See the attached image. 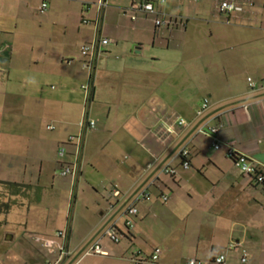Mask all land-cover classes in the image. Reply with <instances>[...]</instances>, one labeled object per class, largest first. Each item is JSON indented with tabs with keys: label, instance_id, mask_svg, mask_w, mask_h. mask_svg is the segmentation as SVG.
<instances>
[{
	"label": "crops",
	"instance_id": "1",
	"mask_svg": "<svg viewBox=\"0 0 264 264\" xmlns=\"http://www.w3.org/2000/svg\"><path fill=\"white\" fill-rule=\"evenodd\" d=\"M143 1L155 3L157 13L142 11ZM230 1L244 10L222 14L220 0L188 11L184 0H109L99 32L110 44L98 60L88 104L97 126L84 134L79 175L90 164L96 195L82 215L88 229L77 236L75 218L62 227L61 217L46 214L51 196L45 183L75 160L69 139L81 133L89 81L77 65L83 62L79 42L97 36L95 21L85 22L86 15L97 19V0H0V264H72L95 242L117 264L134 258L147 264L150 255L132 248L150 215L176 219L157 247L175 262H212L235 241L249 253V264H264V184L227 157L234 148L264 165V0ZM76 16L88 34L75 33ZM158 18L169 23L157 27ZM206 25L213 27L210 41L203 37ZM205 99L210 108L199 116ZM173 115L187 124L170 133ZM204 119L221 125V149L196 132ZM63 145L67 152L59 157ZM183 147L189 168L178 155ZM166 166L175 174L163 173ZM113 186L122 197L111 195ZM145 189L150 197L136 203L135 224H141L129 230L126 220L122 224L125 209ZM112 224L122 234L116 244L129 243L120 254L105 243ZM64 230L71 254L59 262V249L37 238L61 243L56 233ZM241 248H229L235 255H226L224 264L235 263Z\"/></svg>",
	"mask_w": 264,
	"mask_h": 264
},
{
	"label": "built area",
	"instance_id": "2",
	"mask_svg": "<svg viewBox=\"0 0 264 264\" xmlns=\"http://www.w3.org/2000/svg\"><path fill=\"white\" fill-rule=\"evenodd\" d=\"M168 0H159V5H165ZM199 1V0H195ZM110 2L109 0H97V8H98V17L95 20V27L97 31L96 38L88 43L85 44L81 49V54L83 57L82 67L89 73V81L87 84L83 85V90L85 92L86 96V107L84 116L80 122V129L81 133L78 136H71L69 139L70 143H73L75 146V160L72 163L65 164L61 170L60 175L64 177H72L73 180H77L80 171H81V152L83 149V143H84V134L88 130H93L96 128L97 123L95 120L91 119L88 115V104L90 103L93 95V75L95 73L98 60L100 58V55L102 54L103 48L110 44V40L108 38L100 36V26L102 23V19L104 16L105 10L109 7ZM47 8V4L44 3L42 7V12H44ZM139 8L150 14L157 13L155 3L150 1H143L139 4ZM218 9L222 14L226 15H233L235 13L242 12L244 9L241 5H239L236 1H230L225 0L221 1L218 5ZM132 19L135 20L136 16H132ZM86 23L88 21L85 20ZM165 23L162 19H156V26L161 27ZM250 86L252 88L256 87V83L250 78L249 79ZM264 85V82H263ZM210 108V103L208 99H205L202 103L201 108L198 111L199 116H203L204 113ZM172 124L170 125L169 132L173 133L176 128L185 126L187 124V120L181 116L173 115L171 117ZM49 129H54L53 126H48ZM221 125H212L211 121L208 119H204L199 123L197 126L196 132L198 134H203L209 137H212L214 139L213 147L216 150L221 149L222 145L220 143L219 139V133H220ZM67 152L66 146H61L58 151V156L63 157L65 156ZM179 156L183 159V167L189 168L190 167V161L188 160L189 157V150L186 147H183L179 150L178 153ZM227 157L230 158L235 166L240 170V172L246 176H250L254 181L264 184V165H257L255 164L248 156H246L243 153H240L234 148H230L227 151ZM163 173L168 175H174L175 169L171 168L170 166H166L163 170ZM110 193L112 196L116 198H120L123 196V193L118 189L117 186H113V188L110 190ZM150 197V193L145 189L139 191L137 194L134 195V200L132 202H129V205L125 209V218H126V226L129 230H132L135 227V217L138 215V208L136 206L137 202L143 201L145 199H148ZM162 199L164 202H167L169 200V196L163 195ZM56 236L63 241L61 243H58L54 239L51 238H37L39 242H43L44 246L46 247H53L56 246L60 251V260L59 262L69 256L71 254L70 249L68 248L66 244V239L68 236V231H59L56 233ZM105 236H108V238L113 241L114 243H120L122 234L121 231L117 228L116 224L110 225V227L107 229ZM239 242L232 241L230 244V248H241ZM241 263L246 264L248 263L249 253L244 248H241ZM161 249L156 248L154 252L149 256L148 261L149 262H158L161 255ZM86 256H107L108 253L105 252L99 242H95L91 246H89L85 252ZM226 261V255H220L212 260V262H205L202 260H199L197 258H190L186 261V264H224ZM142 261L137 259H131V261L128 264H140ZM75 264H80V261H78Z\"/></svg>",
	"mask_w": 264,
	"mask_h": 264
},
{
	"label": "rangeland",
	"instance_id": "3",
	"mask_svg": "<svg viewBox=\"0 0 264 264\" xmlns=\"http://www.w3.org/2000/svg\"><path fill=\"white\" fill-rule=\"evenodd\" d=\"M221 1L222 0H220V2ZM205 4H206L205 0H201L200 2H196L195 0H184V5L186 6L187 11L189 10V8H191L192 10H195V8H198L199 6H201V5L203 6ZM113 5H115V4L112 3V6ZM38 16H43V14L39 12ZM193 17L194 16H192V18ZM85 20L86 21H90V20L95 21L96 18H95V20H93L91 15H86ZM127 22H131V19H128ZM84 24L85 23H83L82 16H81V18H80V16H76V18L74 19V29H75L76 34L79 32L80 28L83 30L82 31L83 33L88 34L85 31H87V28H89V27H85L86 25L84 26ZM93 26L95 28V24ZM211 27L208 25H206L204 27L203 37H204V39H207L208 41H210L209 40L210 39V31L213 29V27L212 28ZM93 30H95V29H93ZM93 30H92V32H93ZM215 38H218L217 32H216ZM88 43H90V42H88ZM88 43H85L84 41L79 42L80 53H81L82 47ZM81 57H82V54H81ZM81 64H82L81 62H78L77 65L79 66V68L83 69ZM87 161H89V159ZM60 170H61V168H59L57 170V177L55 178V180L53 178V174H50L47 182L45 183V187L49 189L48 195L51 196V199L49 200V208L46 209V214L50 218H54V216H56V215L61 217V219H62L61 226L62 227H66V223H67L68 219L75 218L76 223L73 222L74 231L78 236L83 231H86L88 229V225H87L88 223L87 224L83 223L84 219L82 218V215H86V212L88 211V207H90V205L92 204V200H94L95 190L93 189L92 184H91L92 182L89 178L90 173H92L91 172L92 168H91L90 164L89 165L84 164L83 172H82L83 174H82V176H79L78 180H73L72 177H62L60 175ZM94 172L95 171H93V174H94ZM96 176L98 178L103 177L102 175L100 176L97 173H96ZM53 188H54V190H52ZM100 191H101V189H100ZM76 199H77V201H76ZM98 199H99L100 203L105 202V200L102 197L101 198L99 197ZM161 208H163V207H161ZM125 220H126V218L123 219V223H122L123 225H125V223H124ZM78 221H79V225H78ZM139 224H141V222L136 221L135 225L138 226ZM176 224H177V222H176V219H174V218H172L170 221V220H164V218H162V215L161 216H159V215L148 216L144 220V224H143L144 228L142 229V233L140 235V238L138 239V243L132 249H142V251L144 252V255H151L154 252V250L158 247V245L160 244V239L164 236V234L169 233V231L172 230L173 226ZM10 227H14V225L12 224V226L10 225ZM2 228H4V226ZM160 235H162V236H160ZM105 241H106L105 243L108 244L107 248H108L109 252H112L114 254H120L122 252V250L125 247H127L129 244L128 242H126V240H124L121 244L113 243L109 239L108 240L106 239ZM231 242L232 241H230L229 243L231 244ZM230 244H228V246H227L228 248H227V250H225V255H228V256H231L232 254L235 255V253H234L235 251L228 250L230 248L229 247ZM35 246L40 249L39 244H37ZM84 253H85V249L83 251H81L80 253L75 254L74 255L75 257L73 259L72 264H75L78 261H80V264H117V262H118V259L113 258L112 256L111 257H105V256L83 257ZM240 253L236 254L235 263L233 262V264H238V263L241 264L242 253L241 254ZM169 258L172 260H170ZM174 259L175 258L173 255H170L168 253L163 252L161 255L160 261H158L156 263L155 262H147V264H170V262L173 261ZM1 260H3V258H1ZM249 260H250V256L248 258V263H246V264H249ZM173 262L174 263H171V264H186L185 262L182 263L181 261L175 262V260ZM43 264H48V263L44 262Z\"/></svg>",
	"mask_w": 264,
	"mask_h": 264
}]
</instances>
